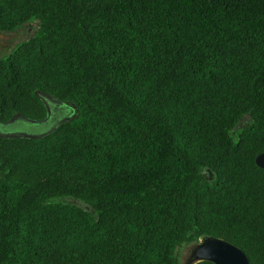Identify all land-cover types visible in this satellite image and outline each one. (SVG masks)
<instances>
[{
    "label": "trees",
    "instance_id": "16d2710c",
    "mask_svg": "<svg viewBox=\"0 0 264 264\" xmlns=\"http://www.w3.org/2000/svg\"><path fill=\"white\" fill-rule=\"evenodd\" d=\"M33 23L0 122L40 95L76 116L0 138V264H181L206 238L264 264V0H0V33Z\"/></svg>",
    "mask_w": 264,
    "mask_h": 264
},
{
    "label": "rangeland",
    "instance_id": "374dc122",
    "mask_svg": "<svg viewBox=\"0 0 264 264\" xmlns=\"http://www.w3.org/2000/svg\"><path fill=\"white\" fill-rule=\"evenodd\" d=\"M37 28V24L33 23L30 25H26L23 28L18 29L15 32L10 33H0V58L6 56L17 44L23 42L24 40L28 39L32 36L34 31ZM41 97H45L46 95H40ZM52 98V97H51ZM51 98L46 99V105L48 109V118L45 119L43 123L40 124H33L31 122L17 119L16 121L12 122L11 125H3L0 124V136L9 134V133H22L28 136H41L48 132V130L45 129L47 125L53 122V120L56 118V115L58 114V110H55V108H58L55 104V101ZM74 105L66 103V105L62 106V116L59 118V122L65 121V119H73L76 116V112L73 109ZM247 122V118H244L242 122L237 126L241 127L245 125ZM236 128V129H237ZM50 131V130H49ZM2 133V134H1ZM206 177H209L210 175L208 173H204ZM67 203L76 204L78 206H81L83 208H87L85 205L80 204L74 200L66 199L62 200ZM196 246L194 245H186L178 249L179 259L181 264H195V258H194V251Z\"/></svg>",
    "mask_w": 264,
    "mask_h": 264
},
{
    "label": "water",
    "instance_id": "95a60500",
    "mask_svg": "<svg viewBox=\"0 0 264 264\" xmlns=\"http://www.w3.org/2000/svg\"><path fill=\"white\" fill-rule=\"evenodd\" d=\"M17 119H22L26 121H30L23 117L22 115H14L6 124H11ZM67 121L59 122L54 128H52L48 133H45L41 136H8L0 138H28V139H39L42 138L55 130L57 126ZM255 165L264 170V152L259 154L255 158ZM194 258L196 262H210L212 264H250L245 253L232 245L231 243L218 239V238H206L196 246L194 251Z\"/></svg>",
    "mask_w": 264,
    "mask_h": 264
},
{
    "label": "flooded vegetation",
    "instance_id": "af4514ba",
    "mask_svg": "<svg viewBox=\"0 0 264 264\" xmlns=\"http://www.w3.org/2000/svg\"><path fill=\"white\" fill-rule=\"evenodd\" d=\"M49 98H51L50 96H45V97H40V99H41V101L44 103V105H45V108H46V116L43 118V119H41V120H34V121H29V122H31V123H33V124H40V123H43L44 121H45V119H47L48 118V115H49V113H48V109H47V105H46V99H49ZM52 99V98H51ZM52 100H54L55 101V104L56 105H58L57 107L58 108H55V110H58L57 112H58V114L56 115V118L53 120V122L52 123H50L49 125H47L46 127H45V129L46 130H48V132H49V130H51L52 128H54V126H56L58 123H59V118H61L60 116H62V106L63 105H66V103H61V102H59L58 100H56V99H52ZM68 105V104H67ZM70 120H72V119H65V121H70ZM26 121V120H25ZM0 124H3V125H11V124H6V122L5 123H1L0 122ZM47 132V133H48ZM2 134V133H1ZM27 136V135H25V134H22V133H9V134H7L6 133V135H3L2 137H8V136H10V137H12V136Z\"/></svg>",
    "mask_w": 264,
    "mask_h": 264
}]
</instances>
